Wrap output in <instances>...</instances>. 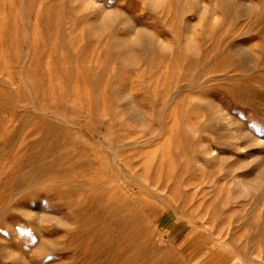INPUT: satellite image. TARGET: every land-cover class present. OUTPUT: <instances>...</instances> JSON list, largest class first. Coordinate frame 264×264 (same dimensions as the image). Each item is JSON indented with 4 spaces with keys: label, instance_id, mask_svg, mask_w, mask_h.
Instances as JSON below:
<instances>
[{
    "label": "rangeland",
    "instance_id": "1",
    "mask_svg": "<svg viewBox=\"0 0 264 264\" xmlns=\"http://www.w3.org/2000/svg\"><path fill=\"white\" fill-rule=\"evenodd\" d=\"M0 264H264V0H0Z\"/></svg>",
    "mask_w": 264,
    "mask_h": 264
},
{
    "label": "bare ground",
    "instance_id": "2",
    "mask_svg": "<svg viewBox=\"0 0 264 264\" xmlns=\"http://www.w3.org/2000/svg\"><path fill=\"white\" fill-rule=\"evenodd\" d=\"M247 14V13H246Z\"/></svg>",
    "mask_w": 264,
    "mask_h": 264
}]
</instances>
